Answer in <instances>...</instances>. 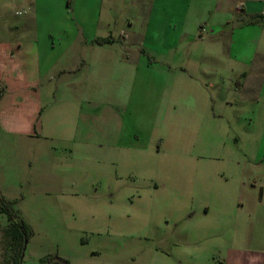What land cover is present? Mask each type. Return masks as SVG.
Returning a JSON list of instances; mask_svg holds the SVG:
<instances>
[{
	"label": "rangeland",
	"instance_id": "obj_1",
	"mask_svg": "<svg viewBox=\"0 0 264 264\" xmlns=\"http://www.w3.org/2000/svg\"><path fill=\"white\" fill-rule=\"evenodd\" d=\"M4 2L0 193L33 235L19 259L0 213V264H159L192 233L208 248L251 227L243 184L264 174L254 83L240 91L229 67L217 81L149 54L59 78L19 47L38 30Z\"/></svg>",
	"mask_w": 264,
	"mask_h": 264
},
{
	"label": "crops",
	"instance_id": "obj_2",
	"mask_svg": "<svg viewBox=\"0 0 264 264\" xmlns=\"http://www.w3.org/2000/svg\"><path fill=\"white\" fill-rule=\"evenodd\" d=\"M11 1L27 14L22 23L38 30L39 37H21L18 45L34 54L40 71L58 70L60 78L99 63L111 67L114 57L131 66V55L149 54L163 66L193 77L200 69L217 81L228 79L229 67L239 90L254 83L256 103L264 104V19L250 22L264 17V0ZM104 39L111 41L98 42ZM243 186L254 190V209L245 215L251 227L236 228L237 234L226 233L208 248L192 233L159 264H264V174Z\"/></svg>",
	"mask_w": 264,
	"mask_h": 264
},
{
	"label": "trees",
	"instance_id": "obj_3",
	"mask_svg": "<svg viewBox=\"0 0 264 264\" xmlns=\"http://www.w3.org/2000/svg\"><path fill=\"white\" fill-rule=\"evenodd\" d=\"M264 17H254L250 22L256 23L263 21ZM110 39L98 40L99 43L110 42ZM0 94H4V86L0 83ZM0 213L8 216L10 225L5 231V238L8 245L14 247L18 252L20 259L24 253L25 243L33 235L31 227L21 218L18 211L14 207V202L6 199L0 193ZM21 262V261H20ZM17 264H20L19 262Z\"/></svg>",
	"mask_w": 264,
	"mask_h": 264
}]
</instances>
